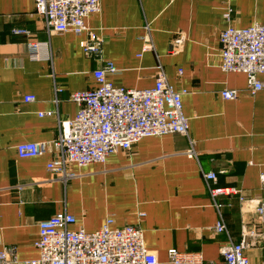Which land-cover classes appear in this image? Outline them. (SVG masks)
Here are the masks:
<instances>
[{"label":"crops","instance_id":"obj_1","mask_svg":"<svg viewBox=\"0 0 264 264\" xmlns=\"http://www.w3.org/2000/svg\"><path fill=\"white\" fill-rule=\"evenodd\" d=\"M255 23H264V0H102L101 11L86 19L103 41L93 54L81 46L87 33L49 30L33 0H0L1 242L14 246L21 261L38 258L39 222L65 211L76 218L73 228L88 232L108 217L115 226H139L161 261L171 249L219 261L224 244L241 241L242 228L257 225L246 254L250 264H264V226L250 208L264 201V87L251 94L245 73L222 70L219 39L230 25ZM146 44L152 49L144 51ZM108 62L119 69L108 79L129 89L153 87L162 69L175 90L186 92L189 135L146 137L105 163L69 164L73 176L63 181L48 163L56 157L60 122L79 110L70 95L97 87L94 71ZM259 79L264 84V73ZM224 89L239 90L238 98L224 99ZM24 142L47 150L20 158ZM206 172L217 174L212 187L231 193L213 198ZM215 201L224 205L228 232L214 230Z\"/></svg>","mask_w":264,"mask_h":264},{"label":"built area","instance_id":"obj_2","mask_svg":"<svg viewBox=\"0 0 264 264\" xmlns=\"http://www.w3.org/2000/svg\"><path fill=\"white\" fill-rule=\"evenodd\" d=\"M35 14L42 18L49 30L72 31L77 35L87 33L81 46L85 52L98 54L103 41L96 33L89 31L86 19L99 13L102 0H33ZM230 18V11L226 12ZM16 34H27L25 29L14 30ZM222 65L225 72H242L248 78L251 94L263 89L259 75L264 73V23L249 27L228 26L220 33ZM34 50L36 43L31 45ZM152 49L146 44L144 51ZM119 69L108 62L105 67L94 71L98 86L75 91L70 99L79 106L76 116L60 122V133L53 142L56 157L48 163V169L58 172L63 181L73 176L67 165L86 166L90 163H105L107 158L119 150L129 151L139 140L166 134L189 135V120L183 112L182 96L167 82L160 69L156 83L151 88L129 89L115 86L107 77ZM182 72V71H181ZM180 72V73H181ZM240 91L224 89V99L238 98ZM33 96L25 101L31 102ZM58 102V99H56ZM54 111L40 115H53ZM194 148L188 152L195 155ZM47 150L44 143L24 142L18 144L20 158L42 155ZM213 198L231 193L229 189L215 188L211 182L217 179L216 172L203 173ZM260 181L264 187V174ZM246 204L247 201L241 198ZM258 225L264 226V201H253ZM220 218L214 225L217 233L228 232L225 225L223 204L215 201ZM252 209V208H251ZM76 218L68 212H59L39 222V239L36 247L38 258L21 261L14 246L4 245L0 240V264H250L246 249L259 235L258 226L242 228L239 242L229 240L220 248L222 260L206 261L200 252L168 251L166 261L145 245L143 230L137 225L115 226L108 217L101 228L88 232L72 226ZM253 238V239H252Z\"/></svg>","mask_w":264,"mask_h":264},{"label":"water","instance_id":"obj_3","mask_svg":"<svg viewBox=\"0 0 264 264\" xmlns=\"http://www.w3.org/2000/svg\"><path fill=\"white\" fill-rule=\"evenodd\" d=\"M255 205H256V202H254V204H252V209H255Z\"/></svg>","mask_w":264,"mask_h":264}]
</instances>
